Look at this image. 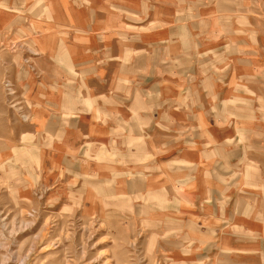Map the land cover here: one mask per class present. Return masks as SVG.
<instances>
[{"label": "crops", "instance_id": "1", "mask_svg": "<svg viewBox=\"0 0 264 264\" xmlns=\"http://www.w3.org/2000/svg\"><path fill=\"white\" fill-rule=\"evenodd\" d=\"M0 43L55 199L176 220L198 264H264V0H0Z\"/></svg>", "mask_w": 264, "mask_h": 264}, {"label": "rangeland", "instance_id": "2", "mask_svg": "<svg viewBox=\"0 0 264 264\" xmlns=\"http://www.w3.org/2000/svg\"><path fill=\"white\" fill-rule=\"evenodd\" d=\"M11 49L0 43V264H198L196 252L170 243L177 235L176 220L135 217L107 204L98 209L74 201L76 191L55 199L48 166L35 155V138L27 133L30 122L19 114L23 93L14 82L18 61L10 57ZM250 157L264 167V155ZM251 174L259 176L261 186L253 189L258 196L250 197L249 205L264 211V169ZM172 205L174 210L177 204ZM162 229L169 234L161 237ZM255 252L241 253L240 263L260 262V251Z\"/></svg>", "mask_w": 264, "mask_h": 264}, {"label": "built area", "instance_id": "3", "mask_svg": "<svg viewBox=\"0 0 264 264\" xmlns=\"http://www.w3.org/2000/svg\"><path fill=\"white\" fill-rule=\"evenodd\" d=\"M6 86H7V88H10V85L9 84H7Z\"/></svg>", "mask_w": 264, "mask_h": 264}]
</instances>
